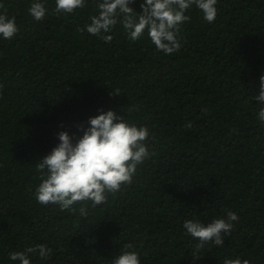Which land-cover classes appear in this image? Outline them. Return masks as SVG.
I'll return each mask as SVG.
<instances>
[{
    "label": "trees",
    "instance_id": "obj_1",
    "mask_svg": "<svg viewBox=\"0 0 264 264\" xmlns=\"http://www.w3.org/2000/svg\"><path fill=\"white\" fill-rule=\"evenodd\" d=\"M2 3L19 32L0 40V264L38 244L51 255L32 264H111L126 244L142 264H264V125L251 100L264 75V0H218L213 23L191 9L171 56L147 36L131 42L119 25L110 43L81 31L96 0L72 15L48 0L41 21L30 0ZM141 3L132 6L141 12ZM101 110L147 126L150 158L87 217L41 206L37 161L60 131L79 138ZM226 210L240 219L225 246L195 258L183 221Z\"/></svg>",
    "mask_w": 264,
    "mask_h": 264
},
{
    "label": "clouds",
    "instance_id": "obj_2",
    "mask_svg": "<svg viewBox=\"0 0 264 264\" xmlns=\"http://www.w3.org/2000/svg\"><path fill=\"white\" fill-rule=\"evenodd\" d=\"M135 0H96V12L89 16L81 31L110 43V35L119 25L131 42L147 36L156 50L167 56L181 48V26L191 17L186 13L195 8L203 20L213 23L218 15V0H142V11L132 5ZM48 0H30L29 15L41 21L48 14ZM87 0H55V13L72 15L86 6ZM0 8H3L0 0ZM19 32L14 16L0 11V40H11ZM119 95V90L113 91ZM255 99L257 121L264 125V75L260 77L259 91ZM250 100V101H251ZM249 101V102H250ZM82 135L74 138L67 131L58 133L59 143L36 163L42 173L34 197L41 206L54 205L61 211L78 212L87 217L89 206L96 208L107 201L108 194L116 193L124 185L133 183L137 168L150 158L151 139L147 126L137 125L124 119L116 111L101 110L90 117L87 127H81ZM89 202L90 205H89ZM77 205H79L77 207ZM237 213L226 210V217L204 222L193 217L183 221V229L197 241L192 252L199 258L205 245L225 246L224 237L229 236L239 221ZM223 234V235H222ZM51 249L44 244L28 246L8 254L10 264H32L34 256L46 262ZM111 264H142L139 252L126 244ZM223 264H251L240 257H225Z\"/></svg>",
    "mask_w": 264,
    "mask_h": 264
}]
</instances>
